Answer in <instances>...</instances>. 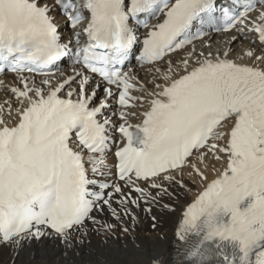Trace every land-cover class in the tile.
I'll return each mask as SVG.
<instances>
[{"label":"snow or ice","instance_id":"6c2138e0","mask_svg":"<svg viewBox=\"0 0 264 264\" xmlns=\"http://www.w3.org/2000/svg\"><path fill=\"white\" fill-rule=\"evenodd\" d=\"M56 4L72 29H80L87 20L73 32V63L83 70L45 93L23 74L47 75L44 70L69 53L68 45L60 43L49 14L52 9L40 0H0V73H16L23 85L11 88L21 105L14 125L6 122L0 105V243L20 247L24 241L51 237L71 248L77 236L88 235L89 224L97 234H114L118 228L128 233L137 219L131 206L157 202V196L137 181H154L161 174L174 180L170 170L183 168L194 150L204 149L201 159L208 153L217 160L226 157V167L183 212L175 233L179 245L175 264H264V68L236 63L228 53L223 58L209 54L190 70L189 60H182L183 74L178 78L169 67L165 83L151 93L142 122L118 127L124 141L114 155L123 185L89 175H104L106 153L111 150V121L98 118L114 94L111 86L119 89L122 108L144 99L131 94L134 78L123 71L138 42L130 21L148 29L138 59L154 64L191 43L181 37L197 23L222 21L225 29L243 25L239 31L257 33L264 44V0H259L261 11L255 19L249 13L256 9V0H233L231 7L222 0H128L127 4L56 0ZM142 14L162 19L150 24L138 19ZM256 59L264 63V56ZM90 74L108 85L96 107L89 106L96 90L86 94ZM42 83L50 85L47 79ZM73 83L78 87L72 88ZM66 86L62 97L59 93ZM7 111L11 115L10 104ZM128 115L119 112L123 121ZM229 121L231 128L223 130ZM191 166L207 180L195 164ZM125 187L138 195L125 192ZM149 187L168 194L162 184L153 182ZM106 208L116 223L95 215ZM145 211L151 213L152 208ZM124 217L131 222L128 227L118 223ZM151 219L155 228L156 217ZM149 264H161L160 257L153 256Z\"/></svg>","mask_w":264,"mask_h":264},{"label":"bare ground","instance_id":"6f19581e","mask_svg":"<svg viewBox=\"0 0 264 264\" xmlns=\"http://www.w3.org/2000/svg\"><path fill=\"white\" fill-rule=\"evenodd\" d=\"M43 3H50L51 0H42ZM259 15V12L257 13ZM251 27V25L249 26ZM251 50L252 56H248L247 52ZM264 46L258 40V34L248 31L246 28L243 32L233 31L231 33L218 34L212 38L199 41L185 50L178 52L164 60L163 63L156 67L148 69L137 68L136 76L139 78L140 89L139 96L148 97L151 93L159 91L156 88L157 84H164L163 76L171 67V75L178 77L183 74L184 65L182 60H189L188 68L196 66L198 61H202L209 54L213 57H224V53H228V58L234 59L237 63L251 64L257 67L264 68V63L256 59L258 56H264ZM71 69V68H70ZM159 69V71H157ZM69 67H65L63 71L54 76H50L48 80L53 86L62 83L66 76ZM3 86L0 89V105H4V119L9 126L14 125L19 117L16 109L21 105L16 96L12 93V87H23L21 82L15 77H3ZM33 82V81H30ZM35 86L46 88V85L41 81H35ZM75 83L71 85L72 88ZM67 86L63 91H67ZM6 99L8 100L7 103ZM98 103L93 102L96 106ZM9 104L11 106V115L8 114ZM140 104L141 107L139 106ZM27 106V101H25ZM147 102L138 103V106L131 110L132 120H137L138 116H142L143 112L148 109ZM116 108L112 103L109 108L103 110L102 115L109 117L112 111ZM114 122L115 118H110ZM232 123L226 122L225 131L229 130ZM223 143V141H221ZM206 150L196 151L189 158L188 164H195L200 171L204 172L207 180L199 178L193 169L194 174L191 175L189 169V178H185L183 171L188 167L178 169L169 175L174 176V180L165 179L162 176L154 182L162 184L167 189V195H160L159 189L149 187L150 184L142 183L140 186L146 188L148 192L157 196V202L144 203L141 201L140 206H131L132 212L137 217L134 224L129 227V232L124 233L120 228L116 232L105 234L93 231V225L89 224L88 235L77 236L71 248H66L63 243L58 240H53L51 237L41 241H24L20 247L5 245L0 243V264H149L153 256L160 257L161 264H175L176 251L178 246V237L176 230L179 227L183 212L187 206L197 197V195L206 187L212 179L226 167V157L221 160L214 158L213 154L208 153L206 157L200 158L201 154ZM87 158V155H85ZM111 161V156L106 157V163ZM91 168V165H88ZM181 181L183 184H181ZM125 192L132 191L129 188H124ZM135 197L138 194L132 191ZM168 205L169 207H164ZM114 206H116L114 204ZM151 207V213L145 209ZM98 219L109 223H116L115 218L111 216L110 211L106 208L102 213H95ZM156 217V227H152L151 217ZM120 225L128 227L131 223L128 217L118 222ZM82 241V242H81Z\"/></svg>","mask_w":264,"mask_h":264},{"label":"rangeland","instance_id":"374dc122","mask_svg":"<svg viewBox=\"0 0 264 264\" xmlns=\"http://www.w3.org/2000/svg\"><path fill=\"white\" fill-rule=\"evenodd\" d=\"M191 179V178H190Z\"/></svg>","mask_w":264,"mask_h":264}]
</instances>
